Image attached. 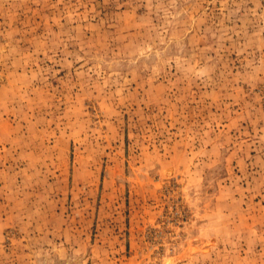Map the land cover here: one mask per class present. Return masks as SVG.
<instances>
[{
	"label": "rangeland",
	"instance_id": "obj_1",
	"mask_svg": "<svg viewBox=\"0 0 264 264\" xmlns=\"http://www.w3.org/2000/svg\"><path fill=\"white\" fill-rule=\"evenodd\" d=\"M264 264V0H0V264Z\"/></svg>",
	"mask_w": 264,
	"mask_h": 264
},
{
	"label": "bare ground",
	"instance_id": "obj_2",
	"mask_svg": "<svg viewBox=\"0 0 264 264\" xmlns=\"http://www.w3.org/2000/svg\"><path fill=\"white\" fill-rule=\"evenodd\" d=\"M167 264H172V262H171V261H169Z\"/></svg>",
	"mask_w": 264,
	"mask_h": 264
}]
</instances>
